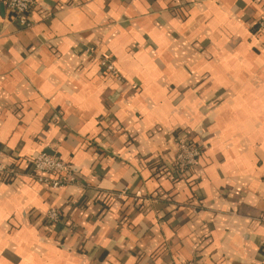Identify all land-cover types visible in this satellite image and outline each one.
Segmentation results:
<instances>
[{"label": "crops", "instance_id": "0c3cea01", "mask_svg": "<svg viewBox=\"0 0 264 264\" xmlns=\"http://www.w3.org/2000/svg\"><path fill=\"white\" fill-rule=\"evenodd\" d=\"M9 16L0 0V147L22 170L55 156L83 186L0 182V264H264V0H37L30 28ZM181 133L202 155L179 177Z\"/></svg>", "mask_w": 264, "mask_h": 264}, {"label": "built area", "instance_id": "2783aa9c", "mask_svg": "<svg viewBox=\"0 0 264 264\" xmlns=\"http://www.w3.org/2000/svg\"><path fill=\"white\" fill-rule=\"evenodd\" d=\"M37 0H3L7 7L10 21L16 23L20 28H30L32 22L29 14L36 5ZM259 28L264 32V16L259 21ZM102 69L110 76L120 79V73L117 70L113 60L109 55L100 58ZM175 165L173 174L185 176L190 173L199 162L202 155V147L188 133H181L175 139ZM20 156L17 153L6 154L0 147V182H10L23 177H30L36 182L58 189L68 185L83 186V183L77 178L76 173L64 161L55 156L41 153L32 156L27 161V168L22 170L19 161ZM172 174V175H173ZM47 221L52 224H58L61 215L58 209L52 208L46 215ZM186 264H198L196 261Z\"/></svg>", "mask_w": 264, "mask_h": 264}]
</instances>
